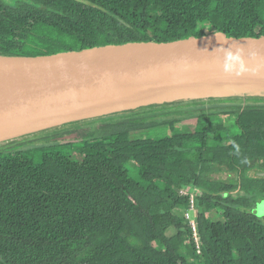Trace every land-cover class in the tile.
I'll list each match as a JSON object with an SVG mask.
<instances>
[{
  "label": "trees",
  "instance_id": "16d2710c",
  "mask_svg": "<svg viewBox=\"0 0 264 264\" xmlns=\"http://www.w3.org/2000/svg\"><path fill=\"white\" fill-rule=\"evenodd\" d=\"M263 2L0 0V55L216 32L258 38ZM229 99L192 126L169 123V133L129 120L101 136L70 131L38 164L15 145L0 148V264H264V216L254 212L264 200L255 174L264 172V102ZM181 189L195 195L199 254Z\"/></svg>",
  "mask_w": 264,
  "mask_h": 264
},
{
  "label": "water",
  "instance_id": "95a60500",
  "mask_svg": "<svg viewBox=\"0 0 264 264\" xmlns=\"http://www.w3.org/2000/svg\"><path fill=\"white\" fill-rule=\"evenodd\" d=\"M253 92L264 93V36L216 32L51 55H0V145L141 108ZM254 212L264 216V200ZM194 217L197 225L196 208Z\"/></svg>",
  "mask_w": 264,
  "mask_h": 264
},
{
  "label": "rangeland",
  "instance_id": "374dc122",
  "mask_svg": "<svg viewBox=\"0 0 264 264\" xmlns=\"http://www.w3.org/2000/svg\"><path fill=\"white\" fill-rule=\"evenodd\" d=\"M8 1V0H7ZM264 3V2H263ZM262 15H264V6L262 10ZM76 42H70V46H75ZM255 93L254 95H249L242 97V102L244 103H263L261 101L264 98V93ZM222 98H212V99H200L194 101H186L175 105H164L158 107H146L141 108L142 110L133 112L131 114L113 116L104 119H98L93 121H88L84 123H79L73 126L63 127L58 130H54L51 132L39 133L34 136L18 139L11 144H1L0 148H4L10 145H15L18 149H22L27 152L28 156L35 163H39L46 153V146L50 145H60L67 142H70L71 136H69L70 131L71 133L79 132L82 135H97L101 136L105 132H108L111 128L108 127L114 126V124L122 123L126 120L134 121L135 123H146V124H157L153 127L159 126V131L165 129L169 123L175 124L178 126L184 125L186 123L191 124V126L195 123V118L200 115L202 112H208L210 109H217L227 107L229 105L234 104L232 100L222 101ZM211 102H208L210 101ZM165 125V126H164ZM142 129V130H146ZM165 133H169L168 127ZM108 130V131H106ZM162 132V131H161ZM59 149L64 150L63 147H59ZM211 178L217 181H227L228 180V173L226 171L214 170L211 173ZM211 219H218L214 215V213H210Z\"/></svg>",
  "mask_w": 264,
  "mask_h": 264
},
{
  "label": "built area",
  "instance_id": "2783aa9c",
  "mask_svg": "<svg viewBox=\"0 0 264 264\" xmlns=\"http://www.w3.org/2000/svg\"><path fill=\"white\" fill-rule=\"evenodd\" d=\"M180 196H188L189 197V205L187 210L184 212V217L185 219L189 222V226L192 232V236L194 239V242L196 244V249L197 253H200V248H199V234H198V229L197 225L195 222V217H194V211H195V195L193 193H190L186 189H181L179 191Z\"/></svg>",
  "mask_w": 264,
  "mask_h": 264
}]
</instances>
